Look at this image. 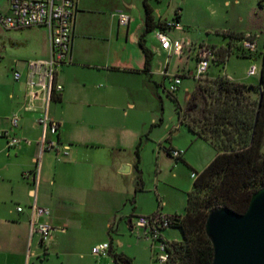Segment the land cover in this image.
I'll list each match as a JSON object with an SVG mask.
<instances>
[{"label": "crops", "instance_id": "crops-1", "mask_svg": "<svg viewBox=\"0 0 264 264\" xmlns=\"http://www.w3.org/2000/svg\"><path fill=\"white\" fill-rule=\"evenodd\" d=\"M161 2L78 0L71 57L59 66L57 74L64 87L49 103V113L61 124L56 133L47 132V137L59 140V144L41 155L39 139L43 126L38 117L42 113L43 99L30 100L27 61L50 55L46 28L30 59L13 64L14 69H20L23 75L10 90L7 107L0 113V264H31L34 255H41L38 248L53 246L69 253L68 249L77 245L78 240L69 244L66 238L73 237V231L84 226L101 230L114 228L113 213L132 190L127 182L124 183L126 178H122L128 174L121 170L126 166L129 171L133 170L136 159L131 151L139 137L144 135L149 122L142 119L144 125L140 127L139 124L120 123L117 119L138 114L140 104L148 101L151 95L156 74H162L166 83L169 81L167 74L173 73L168 62L159 68L155 58L157 53L169 57L175 52L162 48L157 38L158 43L150 45L147 34L146 45L154 54L151 69L146 71V55L139 43L145 25V4L152 9L156 22L171 20ZM9 9L10 2L1 12L6 13ZM121 12L130 16L129 23H120ZM180 28H172L169 32L177 37L172 30ZM191 43L192 46L185 47L188 55L195 54V48L200 44ZM194 69L189 68L188 73L193 75ZM191 92L187 93V98ZM14 114L20 116L18 125L11 121ZM151 120L154 124H164L163 117L158 120L154 115ZM4 131L32 141L9 147ZM191 133L214 148L205 167L215 157L217 149L209 140L193 131ZM184 153L181 160L198 174L203 168L195 169L186 161ZM37 159L39 177L34 181L33 175H26V172H32ZM103 195L107 198L104 201L100 199ZM34 202L51 209L50 220L54 229L47 246L42 245L39 232L31 225V204ZM103 202L105 210L99 205ZM8 204L16 205L12 212L8 210ZM19 204L24 205L21 211L17 208ZM133 220L129 218L130 225ZM104 241H108L105 236L99 237L93 246ZM110 244L111 251L113 245Z\"/></svg>", "mask_w": 264, "mask_h": 264}, {"label": "rangeland", "instance_id": "rangeland-1", "mask_svg": "<svg viewBox=\"0 0 264 264\" xmlns=\"http://www.w3.org/2000/svg\"><path fill=\"white\" fill-rule=\"evenodd\" d=\"M9 0H0V12L5 11ZM166 8V16L176 19L177 11L180 20L177 21L180 29H173L186 45L191 42L228 46L231 41L227 31L252 33L257 40V49L252 55H245L237 46L240 40L233 39L231 50L224 63H217L213 59L205 77L228 76L234 80L260 85V68L262 50L264 49V0H161ZM263 3V5L261 4ZM43 28V29H42ZM44 27L25 28L19 31L5 28L0 23V113L8 104V94L17 79L13 72L17 61L30 59L36 44L43 37ZM149 44H157L155 31L148 33ZM194 50V49H193ZM156 64L160 68L163 63H169L170 71L182 74V84L175 92L168 89L169 81L164 83V76L156 74L153 78V88L148 101H144L137 110V115L119 117L120 123L143 126L142 119H148L144 135L132 148L131 154L136 159V146L141 137V168L142 189H136L139 180V171L133 167L132 171L121 170L128 177H122L131 187L128 198L122 202L118 210L113 213L115 226L106 230L92 229L84 226L73 231V237L66 238L72 244L74 239L77 245L64 252L61 248H38L41 255H34L31 264H119L113 254L124 251L133 258V264H161L158 258L161 251L159 244L145 237L138 228H132L129 218L134 220L139 215H150L156 211L164 214L184 213L187 205L188 191L194 182L193 168L183 160H178L168 153L169 148L184 150V158L197 170L204 168L208 157L212 154L213 146L203 139H197L178 118V111L172 95H176L182 106L187 103V93L193 91L197 78L189 74V68L196 66L194 52L188 55L187 48L181 53H174L169 57L156 54ZM252 64L258 66L255 74H249ZM154 90L156 91L154 93ZM141 115V116H140ZM159 120L164 118V124H154L152 116ZM150 119V120H149ZM176 127V128H174ZM178 129V131H177ZM125 168V167H123ZM122 168V169H123ZM10 188L8 187V192ZM102 201L107 199L104 195ZM17 203V202H15ZM105 210V202L100 203ZM16 205L8 204L9 211ZM122 215V216H121ZM165 239L181 240L183 231L181 226H167L162 230ZM112 243L113 249L106 256L93 253L92 246L99 237H104Z\"/></svg>", "mask_w": 264, "mask_h": 264}, {"label": "trees", "instance_id": "trees-1", "mask_svg": "<svg viewBox=\"0 0 264 264\" xmlns=\"http://www.w3.org/2000/svg\"><path fill=\"white\" fill-rule=\"evenodd\" d=\"M145 8V25L139 43L146 55L144 69L149 71L154 53L146 45V36L163 23L155 21L148 4ZM175 20H180L179 12ZM248 33L225 32L232 39L228 46L211 45L215 52L214 61H226L233 39L240 42L247 37L256 39L252 33L247 36ZM237 46L243 54H253L239 43ZM260 81L257 86L228 76L202 77L197 78L185 106L176 95H172L180 121L197 136L209 140L217 154L195 177L188 191L185 212L168 214L171 219L169 226H181L183 238L168 240L170 257L166 264H210L214 246L205 226L210 209L226 205L243 212L252 193L264 185V49ZM141 141L136 146L135 167L139 171L136 189L143 188ZM172 148L167 149L169 154ZM176 158L182 159L181 156ZM112 254L119 264H133V258L123 251Z\"/></svg>", "mask_w": 264, "mask_h": 264}, {"label": "built area", "instance_id": "built-area-1", "mask_svg": "<svg viewBox=\"0 0 264 264\" xmlns=\"http://www.w3.org/2000/svg\"><path fill=\"white\" fill-rule=\"evenodd\" d=\"M10 9L8 12H0V23L5 28L22 29L33 27H44L47 29L50 55L46 58H32L27 61L28 84L30 100L42 97L43 109L38 117L39 122L43 126V134L39 139L40 155L45 150L57 148L59 140L47 137V132L56 133L60 128V121L49 113V103L64 87L63 83L58 80V68L71 57V45L73 35V25L77 13L78 0H9ZM119 21L121 24H127L130 16L124 12L119 13ZM163 26L154 29L155 37L159 40L160 46L171 52L181 53L186 45L179 37L172 36L169 32L172 28H178L177 20H161ZM251 35V33H248ZM257 40L247 37L240 42V46L245 50L254 51L257 49ZM196 66L194 76L196 78L205 77L211 60H214V48L209 44H198L195 48ZM258 66L252 64L248 73L255 74ZM15 79H20L23 72L20 69H14ZM168 89L175 92L181 82L182 75L180 73H169ZM32 105V102L30 101ZM30 105V106H31ZM20 116L14 114L11 118L13 125H18ZM3 135L7 136V144L14 147L21 144L22 141L31 143V139L23 138L18 135H11L8 131H4ZM65 147V146H64ZM184 150L172 148V156L180 157ZM67 152V151H66ZM38 160V159H37ZM32 174L34 181L39 177V160L36 162L32 172H26V175ZM194 178L197 176L193 172ZM35 191V190H34ZM18 210H23L24 205L19 204ZM32 209V228L40 234L42 245L47 246L52 239L54 226L50 220L51 209L47 206L40 205L36 202L31 204ZM171 219L168 214L162 212L150 215H139L133 220L131 227L138 228L142 234L159 244L161 251L158 252V258L161 264H166L169 260L170 253L168 251V240L165 239L162 230L169 226ZM111 244L109 241L98 243L92 247L94 254L98 256H106L110 251Z\"/></svg>", "mask_w": 264, "mask_h": 264}, {"label": "water", "instance_id": "water-1", "mask_svg": "<svg viewBox=\"0 0 264 264\" xmlns=\"http://www.w3.org/2000/svg\"><path fill=\"white\" fill-rule=\"evenodd\" d=\"M205 226L214 246L210 264H264V185L243 212L226 205L210 209Z\"/></svg>", "mask_w": 264, "mask_h": 264}]
</instances>
